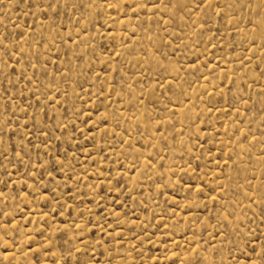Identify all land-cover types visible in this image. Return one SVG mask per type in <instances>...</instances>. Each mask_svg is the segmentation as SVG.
Instances as JSON below:
<instances>
[{"label":"rangeland","instance_id":"obj_1","mask_svg":"<svg viewBox=\"0 0 264 264\" xmlns=\"http://www.w3.org/2000/svg\"><path fill=\"white\" fill-rule=\"evenodd\" d=\"M0 264H264V0H0Z\"/></svg>","mask_w":264,"mask_h":264}]
</instances>
